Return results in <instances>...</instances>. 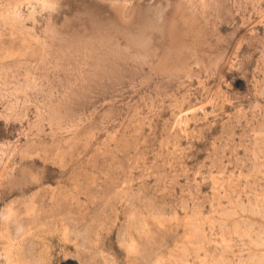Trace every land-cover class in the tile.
Returning <instances> with one entry per match:
<instances>
[{
	"label": "rangeland",
	"instance_id": "obj_1",
	"mask_svg": "<svg viewBox=\"0 0 264 264\" xmlns=\"http://www.w3.org/2000/svg\"><path fill=\"white\" fill-rule=\"evenodd\" d=\"M0 264H264V0H0Z\"/></svg>",
	"mask_w": 264,
	"mask_h": 264
}]
</instances>
